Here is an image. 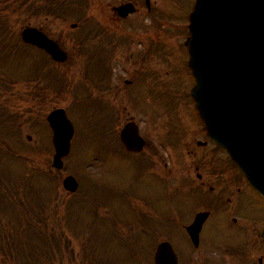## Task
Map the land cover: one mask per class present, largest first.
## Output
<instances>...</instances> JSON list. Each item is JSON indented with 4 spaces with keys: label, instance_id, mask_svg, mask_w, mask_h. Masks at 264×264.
<instances>
[{
    "label": "rangeland",
    "instance_id": "374dc122",
    "mask_svg": "<svg viewBox=\"0 0 264 264\" xmlns=\"http://www.w3.org/2000/svg\"><path fill=\"white\" fill-rule=\"evenodd\" d=\"M60 1L0 0L1 27L7 26V30L0 31V264H154L156 244L169 237L175 252L184 259L191 245L178 224L191 217L202 196L200 188L192 186L205 181L208 172L211 175L214 170L218 173L214 178L218 186L213 194L233 195L236 189L230 191L226 183L229 181L236 188V175L240 174L221 149L207 139L202 121L195 116L196 110L187 96L193 80L189 77L190 81H186V48L179 44L189 34L188 13L194 0H157L160 37L156 41H145L135 34L86 33L87 26L78 19L77 10L83 15L97 6L96 14L102 17L107 1L120 0H87L73 14H58L56 7ZM72 23H78V28L70 29ZM28 26L41 28L60 42L68 52L67 62L53 63L43 52L26 47L20 32ZM177 34L179 37L173 38ZM76 40L84 47L89 44L88 56L78 57L74 51ZM122 51L144 64L152 61L154 52L153 85L150 87V80L141 81L138 90L130 95L131 104L126 100V108L116 100V119L111 117L112 128L103 135L100 128L93 127L97 124L89 119L88 111L95 112L101 126L99 117L102 119L103 113L97 110L108 108L115 113L109 84L111 73L119 69L115 55L120 56ZM36 60L44 83L30 80L35 78L32 75L36 72ZM50 72L61 78L60 84L45 83ZM126 73L122 66L114 80L117 85ZM126 89L124 86L123 90ZM40 90L51 92L40 95ZM56 107L66 108L77 128L71 154L64 160V169L58 172L52 167V132L45 122ZM130 118L137 121L140 133L149 141L141 158L119 147L116 152L108 149L119 145L116 135ZM106 127H101L103 132ZM183 140L186 146L178 152ZM155 148L159 155L154 153ZM219 156L233 174L221 172ZM209 160L215 162L211 170L206 163ZM67 174L79 182L75 194H69L62 186ZM197 174L202 176L201 180ZM186 175L190 178L188 187ZM207 192L203 189V193ZM214 206L216 215L209 224L205 249L211 244L209 240H214V245L239 251V242L250 241L251 234L227 226L226 207L217 202ZM205 207L202 208L210 210ZM235 210L241 219L255 225L264 219L263 203L261 206L250 192L245 193ZM102 220L114 224L122 221L121 226L139 221L135 234L142 240L137 243L140 253L116 242L112 237L116 232L108 224H100ZM141 222L146 227L138 232ZM121 226H115L120 240L129 243L136 239L134 236L130 240ZM41 227L47 229V237L38 233ZM51 232L58 237L65 234L69 241L58 239L56 247ZM49 240L51 248H44Z\"/></svg>",
    "mask_w": 264,
    "mask_h": 264
},
{
    "label": "water",
    "instance_id": "95a60500",
    "mask_svg": "<svg viewBox=\"0 0 264 264\" xmlns=\"http://www.w3.org/2000/svg\"><path fill=\"white\" fill-rule=\"evenodd\" d=\"M189 30L186 45L195 78L191 95L208 135L264 196V0H196ZM22 38L54 60L67 59L58 44L36 28H25ZM48 122L56 150L53 164L62 168L74 128L63 109L51 112ZM121 140L130 151H140L145 143L134 122L122 129ZM77 186L72 176L64 180L70 191ZM200 222L191 230L196 232ZM155 262L177 264L170 243L158 245Z\"/></svg>",
    "mask_w": 264,
    "mask_h": 264
},
{
    "label": "flooded vegetation",
    "instance_id": "af4514ba",
    "mask_svg": "<svg viewBox=\"0 0 264 264\" xmlns=\"http://www.w3.org/2000/svg\"><path fill=\"white\" fill-rule=\"evenodd\" d=\"M125 4H130V11L126 14L125 12L119 14L117 10L118 7ZM104 5L102 17H98L96 14L95 10L98 9L97 6H93L94 11L89 14L87 23L90 36H94V34L99 36L98 34H100L101 31H107L117 35H139L140 39H144L145 41H149L150 39H159L160 34L157 20L159 15V5L157 0L107 1ZM179 46L182 47L181 45ZM122 53L123 51L120 56L116 54L115 58L119 65L118 70L120 71L122 66L125 68L127 72L125 74L126 77L123 82H120L119 86L116 81H114L117 80L116 75L119 71L116 69L111 73L109 97L112 101L117 100L118 103L120 102L121 106H124L126 100L131 103L130 95L138 90L141 81L150 80V87L153 85V80L151 78H154V75H151V72L153 74L154 70H156V58L154 52L152 51V61H146L144 64L143 61L140 63L138 60H134L132 54L127 55L126 52L124 54ZM187 57L188 55L186 50V81H190V71L187 67ZM148 71H150V74ZM124 86L128 89L123 90ZM124 108H126V106H124ZM182 145L186 146V142ZM223 156L228 158L226 155ZM217 159L222 160L221 172L223 174H233L230 171L231 168L228 166L227 162L225 163V159H223L222 156L217 157ZM206 163L209 168L207 166L206 167L210 170L212 166H215V162L212 160H209ZM208 173L209 176H207L205 181H200L197 185L191 184L193 185L192 187L200 188L199 192H201L202 196L198 199V205L195 210H193L192 216L186 220V239L191 245V249L186 252V264H264V240L261 238V231L264 228V220L260 221L259 225H255L252 222L241 219L235 210L237 203L242 201V197L246 192H250L253 196L257 197L259 204L262 206L263 203L264 207L263 198L247 184L245 178L241 174L236 175L239 180L238 183H234L236 188L232 186L229 181L226 183L228 189H231L230 191L233 192V190L236 189L235 192H233V195L225 193L220 196H215L213 191L214 189L217 190L216 186H218V184H216L214 178L218 176V173L213 170L211 173L213 177L210 175V171ZM186 174L188 175V173ZM197 179L201 180L202 176L197 174ZM186 180L188 181L186 186L188 183L190 185V178L187 177ZM222 180L223 179H221V181ZM203 189L207 190L208 194L203 193ZM230 191L227 192L230 193ZM243 200H245V198ZM216 202L226 207L227 222L229 223L227 226L239 231H245L252 236L250 241L239 242V251L214 245L212 244L214 240H209L211 244L207 246L206 249L204 247V240L209 230V224L216 215L214 206ZM205 206L210 207V210L202 208ZM203 211H207L210 214L201 226L197 236V244H194L192 235L188 231V227L194 222L196 215ZM233 214H235V216H233Z\"/></svg>",
    "mask_w": 264,
    "mask_h": 264
},
{
    "label": "trees",
    "instance_id": "16d2710c",
    "mask_svg": "<svg viewBox=\"0 0 264 264\" xmlns=\"http://www.w3.org/2000/svg\"><path fill=\"white\" fill-rule=\"evenodd\" d=\"M70 2V1H69ZM86 1L85 0H73L71 3H68L67 1H61V2H59V3H61V4H59V11L60 12H63L64 10L66 11V9L65 8H68L69 10H76V8L78 7V6H80V5H82V4H84ZM4 27H5V25H4ZM41 223H42V221H41ZM46 224V223H45ZM45 226V225H44ZM37 229V228H36ZM47 230V229H46ZM46 230H44V229H42V227L41 228H38V233L39 234H41L42 233V235L43 236H45V237H47L48 236V234H47V232H46ZM46 232V233H45ZM46 234H47V236H46ZM51 235L53 236L54 235V232H51ZM65 235V234H64ZM64 235H62V236H60V237H58L57 235H55V236H53V241L55 242V246L57 247L58 246V241L60 240V239H62L63 237H64ZM59 239V240H58ZM65 239H67V238H65ZM8 240L10 241V238H8ZM32 244V242H30V245ZM46 247H48L49 249L51 248V245H50V240L48 241V242H46L45 244H44V248H46ZM68 250V249H67ZM49 264H52V263H49Z\"/></svg>",
    "mask_w": 264,
    "mask_h": 264
}]
</instances>
